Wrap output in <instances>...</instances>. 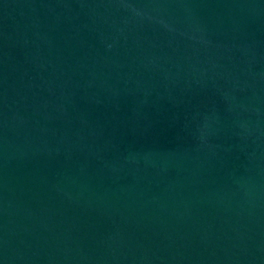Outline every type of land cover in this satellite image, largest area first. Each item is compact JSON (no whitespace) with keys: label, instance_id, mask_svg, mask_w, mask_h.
I'll list each match as a JSON object with an SVG mask.
<instances>
[{"label":"water","instance_id":"1","mask_svg":"<svg viewBox=\"0 0 264 264\" xmlns=\"http://www.w3.org/2000/svg\"><path fill=\"white\" fill-rule=\"evenodd\" d=\"M0 264H264V0H0Z\"/></svg>","mask_w":264,"mask_h":264}]
</instances>
